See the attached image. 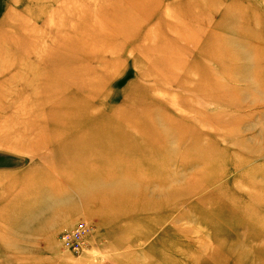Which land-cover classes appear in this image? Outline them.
Segmentation results:
<instances>
[{"label": "rangeland", "instance_id": "1", "mask_svg": "<svg viewBox=\"0 0 264 264\" xmlns=\"http://www.w3.org/2000/svg\"><path fill=\"white\" fill-rule=\"evenodd\" d=\"M0 264H264V0H0Z\"/></svg>", "mask_w": 264, "mask_h": 264}, {"label": "crops", "instance_id": "2", "mask_svg": "<svg viewBox=\"0 0 264 264\" xmlns=\"http://www.w3.org/2000/svg\"><path fill=\"white\" fill-rule=\"evenodd\" d=\"M34 196V195H33ZM41 196L43 197V199H41L40 195L38 196V194L34 197H38V200H33L31 198L30 200V204L32 206H35L34 208H30L29 212H28V216L27 219L28 220H34L36 223H40L42 224V226H30L27 227L26 230L31 231V230H44L43 233L48 232V230L45 231L46 228V224L49 222L48 219V209L52 208V207H48L47 205V196H46V192L44 191L43 194H41ZM35 198V199H36ZM29 204V205H30ZM46 221V222H45ZM44 222V223H41Z\"/></svg>", "mask_w": 264, "mask_h": 264}, {"label": "built area", "instance_id": "3", "mask_svg": "<svg viewBox=\"0 0 264 264\" xmlns=\"http://www.w3.org/2000/svg\"><path fill=\"white\" fill-rule=\"evenodd\" d=\"M76 223H77V222H76ZM76 223H74L73 226H72L71 228H69V229H70V232H71V233H69V235L72 234V233H74V232L77 231V230H80L81 232H83L84 229H86V225H84L82 221H81V222H78L77 224H76ZM66 231H67V229H66V230L64 231V233L61 234L60 236H63L65 233H67ZM67 237H69V236H67ZM60 239H61V238H60ZM61 242H62V244H63L65 247H67V248H69V249H71V250L76 249L75 247H74V249H73V246L71 245V242H68V241L64 240V237H62ZM77 243H79L78 246L81 247L82 240H81V241L79 240V242H77Z\"/></svg>", "mask_w": 264, "mask_h": 264}, {"label": "bare ground", "instance_id": "4", "mask_svg": "<svg viewBox=\"0 0 264 264\" xmlns=\"http://www.w3.org/2000/svg\"><path fill=\"white\" fill-rule=\"evenodd\" d=\"M109 18H113V15H109ZM73 115H74V113H73ZM70 116H72V115L70 114ZM80 124H81V123H80ZM89 129H90V128H89ZM89 129L86 130V135L88 134ZM86 135H85V136H86ZM93 138H94V139H98V138H101V137H100V136H95V137H93ZM3 141H4V140H3ZM4 142H5V141H4ZM41 143H42V142H41ZM42 145H43V144H42ZM42 145H41V146H42ZM29 149H32V150H33V149H35V147H29Z\"/></svg>", "mask_w": 264, "mask_h": 264}]
</instances>
